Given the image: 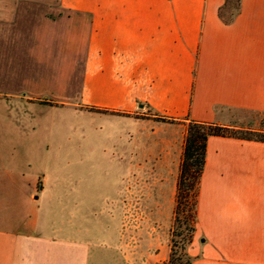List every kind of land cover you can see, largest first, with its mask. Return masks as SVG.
<instances>
[{
  "label": "crops",
  "instance_id": "1",
  "mask_svg": "<svg viewBox=\"0 0 264 264\" xmlns=\"http://www.w3.org/2000/svg\"><path fill=\"white\" fill-rule=\"evenodd\" d=\"M61 7L66 16L41 24L67 29L66 43L86 48L85 83L116 102L94 105L143 123L157 146L150 170L162 184L172 179V202L188 124L230 127L231 112H264V0H62ZM0 157L3 163L2 150ZM7 182L0 177V264H17L18 248L35 252L39 239L31 237L47 236L44 225L54 216L36 214L20 229L22 212L9 213ZM41 185L44 199L49 188ZM189 246L192 264H264V142L209 138Z\"/></svg>",
  "mask_w": 264,
  "mask_h": 264
},
{
  "label": "rangeland",
  "instance_id": "2",
  "mask_svg": "<svg viewBox=\"0 0 264 264\" xmlns=\"http://www.w3.org/2000/svg\"><path fill=\"white\" fill-rule=\"evenodd\" d=\"M61 6L62 0H0V177L9 184V213L22 212L20 229L36 214L54 216L44 225L47 236L31 237L40 247L32 253L20 246L15 261L170 264L175 257L184 264L188 212L178 219L172 179L162 184L150 170L157 146L143 123L94 105L116 102L104 88L85 83L86 48L68 45L67 29L41 24L66 16ZM226 124L238 133L264 134V112L234 111ZM39 181L50 189L44 199L42 185L35 189ZM8 225L16 229L11 220Z\"/></svg>",
  "mask_w": 264,
  "mask_h": 264
},
{
  "label": "trees",
  "instance_id": "3",
  "mask_svg": "<svg viewBox=\"0 0 264 264\" xmlns=\"http://www.w3.org/2000/svg\"><path fill=\"white\" fill-rule=\"evenodd\" d=\"M253 132L238 133L232 128L218 124L191 122L188 124L185 139L183 159L180 169L177 191L176 214L179 219L183 209H187L188 216L184 218L185 224L189 226V236L185 240L187 244L192 242L197 221V208L199 200L200 180L204 170L207 144L212 136H228L244 140H256L264 142V134ZM186 244V245H187ZM184 264H192L193 258L188 252L182 256ZM175 257L170 264H175Z\"/></svg>",
  "mask_w": 264,
  "mask_h": 264
},
{
  "label": "water",
  "instance_id": "4",
  "mask_svg": "<svg viewBox=\"0 0 264 264\" xmlns=\"http://www.w3.org/2000/svg\"><path fill=\"white\" fill-rule=\"evenodd\" d=\"M141 107H142V105H141Z\"/></svg>",
  "mask_w": 264,
  "mask_h": 264
}]
</instances>
